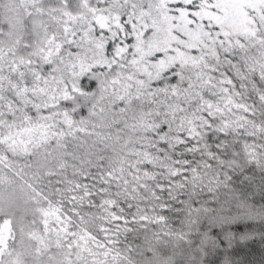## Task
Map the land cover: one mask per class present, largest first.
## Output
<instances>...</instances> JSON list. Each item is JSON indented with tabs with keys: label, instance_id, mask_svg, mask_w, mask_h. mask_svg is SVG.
I'll return each mask as SVG.
<instances>
[{
	"label": "snow or ice",
	"instance_id": "snow-or-ice-1",
	"mask_svg": "<svg viewBox=\"0 0 264 264\" xmlns=\"http://www.w3.org/2000/svg\"><path fill=\"white\" fill-rule=\"evenodd\" d=\"M0 264H264V0H0Z\"/></svg>",
	"mask_w": 264,
	"mask_h": 264
}]
</instances>
